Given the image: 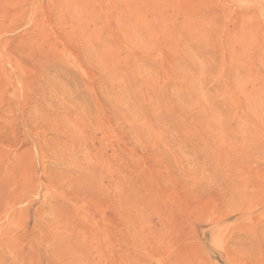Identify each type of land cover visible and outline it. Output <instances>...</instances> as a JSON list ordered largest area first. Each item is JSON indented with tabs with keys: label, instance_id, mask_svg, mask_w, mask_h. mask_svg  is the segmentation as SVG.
<instances>
[{
	"label": "rangeland",
	"instance_id": "obj_1",
	"mask_svg": "<svg viewBox=\"0 0 264 264\" xmlns=\"http://www.w3.org/2000/svg\"><path fill=\"white\" fill-rule=\"evenodd\" d=\"M0 264H264V0H0Z\"/></svg>",
	"mask_w": 264,
	"mask_h": 264
}]
</instances>
